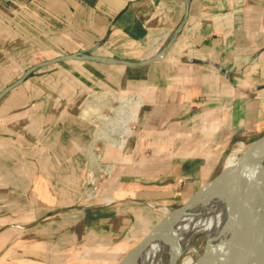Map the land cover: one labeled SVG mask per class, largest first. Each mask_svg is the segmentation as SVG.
Instances as JSON below:
<instances>
[{"label":"crops","instance_id":"0c3cea01","mask_svg":"<svg viewBox=\"0 0 264 264\" xmlns=\"http://www.w3.org/2000/svg\"><path fill=\"white\" fill-rule=\"evenodd\" d=\"M0 96V264H119L264 136V0H0Z\"/></svg>","mask_w":264,"mask_h":264},{"label":"bare ground","instance_id":"6f19581e","mask_svg":"<svg viewBox=\"0 0 264 264\" xmlns=\"http://www.w3.org/2000/svg\"><path fill=\"white\" fill-rule=\"evenodd\" d=\"M122 102L128 111L119 110L114 120L124 133L128 122L123 117L134 120L136 104L140 106L133 99ZM107 127L113 129V122L108 121ZM121 142L119 146L125 141ZM261 147L245 159L229 157L223 173L184 209H169L162 225L144 238L124 264H264V142ZM238 211L240 219L235 218ZM245 235L251 242L246 249ZM192 252L197 253L196 260Z\"/></svg>","mask_w":264,"mask_h":264},{"label":"rangeland","instance_id":"374dc122","mask_svg":"<svg viewBox=\"0 0 264 264\" xmlns=\"http://www.w3.org/2000/svg\"><path fill=\"white\" fill-rule=\"evenodd\" d=\"M130 100V99H129ZM120 105H119V107H118V109L116 110V111H114V117L115 116H117V114H118V111L119 110H121V109H125V111L127 110L128 111V106H127V104H125V103H123L122 101H120ZM116 104H118V103H115L114 104V107H117V105ZM125 104V105H124ZM125 106V107H124ZM138 111H139V109H137V114H138ZM123 118H125V117H123ZM126 119V121L128 122V123H125V132L123 133V132H121V130H122V127L120 126V123L118 124V126H117V122H116V120H114V118H112L111 120H109V122L110 121H112L113 122V129L111 128V127H109V132L107 133V134H109V133H111L112 134V138L111 139H107V138H103L104 140H106V141H104L103 139H99V140H97V143H96V146H95V149H94V157L97 159V160H99L101 163H102V160H103V155L101 154V152H102V150L104 149V146L105 145H108V143H107V141H110L111 143H113L114 145H119V143L121 142V140H124V141H126L125 139H126V136H128L131 132H132V129L130 128V124H131V122L133 121V119L132 120H128V117H126L125 118ZM125 121V122H126ZM102 126V125H101ZM123 127V128H124ZM131 127H132V125H131ZM99 130H100V127H99ZM120 134H123V137H124V139H123V137H121V135ZM260 139V137H256V138H248V139H246V140H241V141H239V144L236 146V148L234 149V151L233 152H231V154L229 155V157H231V156H235V157H237V158H246V157H248V156H250L252 153H254L255 151H258V150H260L262 147H261V144L264 142V139L257 145V146H255V147H253L251 150H249L250 149V147L253 145V143L255 142V141H257V140H259ZM122 143V142H121ZM261 147V148H260ZM247 155V156H246ZM243 156V157H242ZM228 160V159H227ZM100 162H98L97 161V163H95V171L94 172H91V177L89 176V183H87V185H86V187H87V191H84V196L85 197H87L86 196V192H91V189H94V195H96V194H100V191H101V188H102V185H103V183H104V181H105V179H107V175H105V173L107 172V171H105L104 169H103V167H102V165L100 164ZM226 165V164H225ZM225 167L226 166H224V168H223V171H224V169H225ZM96 170H98V171H96ZM223 171H222V173H223ZM86 199V198H85ZM166 210H164L163 211V215H166V216H169L170 215V213L171 212H169V209H172V208H165ZM162 214V213H161ZM165 216V217H166ZM166 219V218H165ZM173 227H172V229H171V234H170V237H171V235H172V232H173ZM141 239H139V240H137V246L140 244V241ZM144 240V239H143ZM142 240V241H143ZM141 241V242H142ZM135 244H132V247L134 246ZM199 246H200V249H202L203 247H204V241H201L200 243H199ZM136 247V246H135ZM130 248H131V246H129L128 247V249H127V252L130 250ZM129 253V252H128ZM130 254V253H129ZM129 254H127L126 256H125V258L123 259V260H120V262H119V264H121L122 263V261H124L125 259H127V258H129ZM129 255V256H128ZM194 260H196L197 259V253L196 252H192L191 253V255H190ZM127 257V258H126ZM128 260V259H127Z\"/></svg>","mask_w":264,"mask_h":264},{"label":"water","instance_id":"95a60500","mask_svg":"<svg viewBox=\"0 0 264 264\" xmlns=\"http://www.w3.org/2000/svg\"><path fill=\"white\" fill-rule=\"evenodd\" d=\"M69 58H72V59H76V60H85V58L83 57V56H81L80 54H75V55H70V56H63V57H61L59 60L60 61H62V60H66V59H69ZM23 82V79L22 80H20L19 82H18V84H20V83H22ZM16 87V86H15ZM11 88H9L7 91H9ZM6 91V92H7ZM2 96V95H1ZM1 96H0V98H1ZM264 139V136L263 137H261L259 140H257V141H255L254 143H253V145L250 147V149L249 150H251L253 147H255V146H257L262 140ZM240 168H241V166H240ZM221 175V174H220ZM219 175V176H220ZM218 176V177H219ZM217 177V178H218ZM217 178H215L213 181H215ZM213 181H211V182H213ZM210 182V183H211ZM208 185V184H207ZM206 187V186H205ZM188 204V203H187ZM187 204H185L184 206H182V207H180V208H177V209H175L176 211H180V210H182V209H184L185 207H186V205ZM166 217H168V216H166ZM165 217V218H166ZM240 217H241V212H239L238 211V213H236L235 214V218L236 219H240ZM165 218L161 221V223L157 226V227H160V225H162V223L165 221ZM157 227L154 229V230H156L157 229ZM153 230V231H154ZM140 243H142V242H140ZM245 249L246 248H248V247H250L251 246V242H250V240H249V237H248V235H245ZM259 243L260 242H258L257 243V245H259ZM140 245V244H139ZM137 249V246L130 252V254L133 252V251H135Z\"/></svg>","mask_w":264,"mask_h":264},{"label":"built area","instance_id":"2783aa9c","mask_svg":"<svg viewBox=\"0 0 264 264\" xmlns=\"http://www.w3.org/2000/svg\"><path fill=\"white\" fill-rule=\"evenodd\" d=\"M126 101V100H125ZM135 101V100H134ZM103 139V138H102ZM104 140V139H103ZM104 141H106V140H104ZM107 143L108 144H111V145H114L113 143H111L110 141H107ZM115 146H119V145H115ZM97 161L98 162H100L99 160H97L96 159V161H95V163H97ZM100 164L102 165V163L100 162ZM106 171V170H105ZM105 175H107L108 176V171L105 173ZM90 177H91V175H90ZM106 180V179H105ZM94 193V189H91V192H86V196L88 197V198H93V197H95L96 195H94L93 194Z\"/></svg>","mask_w":264,"mask_h":264}]
</instances>
